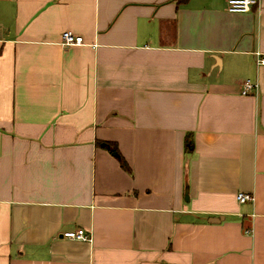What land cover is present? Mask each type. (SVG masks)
<instances>
[{"label":"crops","instance_id":"crops-1","mask_svg":"<svg viewBox=\"0 0 264 264\" xmlns=\"http://www.w3.org/2000/svg\"><path fill=\"white\" fill-rule=\"evenodd\" d=\"M257 52L264 0H0V264H264Z\"/></svg>","mask_w":264,"mask_h":264},{"label":"built area","instance_id":"built-area-1","mask_svg":"<svg viewBox=\"0 0 264 264\" xmlns=\"http://www.w3.org/2000/svg\"><path fill=\"white\" fill-rule=\"evenodd\" d=\"M260 0H227V9L231 13H247L253 9L255 5H258ZM63 45H82L84 39L80 35L74 34L72 31H65L62 35ZM257 63L264 65V53L257 52ZM257 87V84L251 80H246L244 83L243 94L246 95ZM239 202L244 203L254 199L252 194L240 192L237 194ZM64 237L74 240L91 241L92 237L84 229H77L72 231H66L63 234Z\"/></svg>","mask_w":264,"mask_h":264},{"label":"trees","instance_id":"trees-1","mask_svg":"<svg viewBox=\"0 0 264 264\" xmlns=\"http://www.w3.org/2000/svg\"><path fill=\"white\" fill-rule=\"evenodd\" d=\"M179 4L182 3H186L188 0H177ZM191 143V140H188ZM102 142H100L101 144ZM109 147H106L107 149H109V151L113 154H115V156L119 159L121 167L123 169H125L126 171L130 172V167L127 164L126 160L122 157L121 153L118 150V147L115 143L112 142H108Z\"/></svg>","mask_w":264,"mask_h":264},{"label":"water","instance_id":"water-1","mask_svg":"<svg viewBox=\"0 0 264 264\" xmlns=\"http://www.w3.org/2000/svg\"><path fill=\"white\" fill-rule=\"evenodd\" d=\"M103 146H105V147H109L108 143H103ZM186 195H188V194H187V190H186Z\"/></svg>","mask_w":264,"mask_h":264}]
</instances>
